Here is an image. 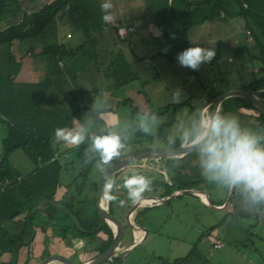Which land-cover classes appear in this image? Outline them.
I'll return each instance as SVG.
<instances>
[{"label":"rangeland","instance_id":"obj_1","mask_svg":"<svg viewBox=\"0 0 264 264\" xmlns=\"http://www.w3.org/2000/svg\"><path fill=\"white\" fill-rule=\"evenodd\" d=\"M51 1L20 0L19 8L12 15L0 19V29L19 22L24 12L38 10ZM168 4L169 0H116L114 13L118 26L106 27L95 33L76 57L67 63L73 67L74 73L67 74L64 79V94L84 91L90 106L110 107L114 110L103 115L105 130L121 135L127 145L122 155L146 148L167 149L169 139L176 138L179 134L180 125H188L193 121L196 108L202 107L212 96L250 83L258 76L257 70L263 66L264 34L252 22L248 27L246 19L238 12H233V7L222 15L185 28L170 19ZM148 12L151 13L150 16ZM61 16L52 19L41 34L14 42L12 51L23 54L24 57L18 82L34 83L44 78L46 60L40 56L43 47L55 44L77 47L84 43L85 36L79 18L68 14ZM128 26H132L133 31H128ZM119 28L125 29L123 35ZM220 41L231 46H248L249 53L234 55L221 49V59L218 62L202 64L199 70L181 67L177 61L172 62L165 57L175 60L178 53L194 46L214 47L216 50ZM8 47L3 45L0 48V75L9 68ZM28 52L32 55H28ZM119 54L124 55L132 69L139 73L140 80L115 87L110 62L114 55ZM177 88L183 94L179 104L172 101L173 91ZM125 99L132 100L134 107L124 104ZM136 107L139 110H135ZM145 113L158 117L157 124L152 125L151 134L139 130L140 118ZM80 124L82 123L76 118L71 121L69 128ZM162 125L169 127L163 130ZM85 127L88 129V137L78 148L62 142L58 144L60 152L65 151L74 162L69 165L68 173L62 176L63 186L59 193L67 189L79 202L96 195L92 183H99L104 173L95 167L98 154L90 151V137L99 135L100 124L93 123ZM162 130L163 137L156 138ZM5 132L6 126L0 122V154L4 149ZM65 154L63 160L67 164L70 159ZM11 159L23 174L29 173V169L35 167L22 150L15 151ZM176 165H179L178 176L183 180H204L199 173L194 154ZM132 173L143 174L152 179L151 191L145 193L165 191L172 184L171 178L174 176L171 173L167 178L166 174H154L145 169L126 171L117 180L121 187L114 192L117 199L112 201L113 215L122 216L130 204L122 187V178ZM203 184L207 182L201 185ZM214 187L215 185L211 186ZM221 194L222 192L218 196ZM225 197L223 192L218 200L221 202ZM120 201L124 203L121 204ZM80 204L81 207L82 203ZM91 204L93 202L90 200V206ZM146 207L140 209L142 215L138 218V223L151 231L150 237L136 245L135 249H128L121 255L124 264H161L160 258L174 263L176 259L187 256L195 245L199 246L211 263L196 261L191 264H264V241L258 240L254 234L255 230L264 234V223L255 218H243L239 221L227 215V212L206 208L193 194H184L171 201ZM34 217L35 224L44 223L40 210L35 212ZM122 223L125 225L124 221ZM257 225L258 228L253 229ZM210 229L211 232L206 233ZM250 230L254 236L247 234ZM132 233L130 231L126 240L132 239ZM218 240L224 242L220 249L213 246Z\"/></svg>","mask_w":264,"mask_h":264},{"label":"trees","instance_id":"obj_2","mask_svg":"<svg viewBox=\"0 0 264 264\" xmlns=\"http://www.w3.org/2000/svg\"><path fill=\"white\" fill-rule=\"evenodd\" d=\"M165 1L168 2V0ZM19 2L20 0H0V19L19 8ZM100 4L99 0H52L38 10L24 12L19 22L0 29V46L11 47L16 40L41 34L56 16L62 17L61 14H68L79 18L85 36L84 43L77 47H68L65 44L43 47L40 56L46 60V72L40 82L17 81L20 63L15 61L12 52L9 54V70L0 75V122L6 126L4 149L0 154V255L32 242L36 238L37 229L46 230L48 224L58 223L59 214L72 221L71 226L61 225L62 238L105 236L99 248L100 252L106 250L114 239L111 226L103 222V217L98 210L92 218H83L73 205L67 204L65 199L56 197L63 186V174L68 173L69 165L74 162L72 160L66 164L63 160L65 151L60 152L58 145L60 142L56 144L55 130L70 127L71 121L78 118L85 126L99 123L98 134H106L108 130H105L103 115L114 111L110 107L99 109L90 106L84 91H71L67 95L64 94V84H66L64 79L67 74L74 73L73 67L67 65L69 60L76 57L95 33L111 27L102 22L103 13ZM168 5H170L167 10L170 19L179 22L185 28H191L222 15L233 7V12H238L246 19L248 27L252 22L264 34V0H169ZM221 49L228 50L234 55L249 53L248 46H231L220 41L215 50V58L208 64L216 63L221 59ZM263 51L264 47H262ZM165 57L169 61H177V59ZM262 62L263 66L256 72L258 76H255L250 83L241 85L239 89L260 91L257 96L264 105V52ZM110 64L113 68L115 87H122L140 80L139 73L132 69L124 55H114ZM215 96H212L208 102ZM123 103L132 105L133 101L126 99ZM208 107L211 110L213 108L212 105ZM135 110H139V107ZM220 110L237 116L243 126L264 135V111L250 99L243 96L228 97L221 103ZM161 127L164 130L166 125ZM163 130L156 138L163 137ZM179 146L181 145L177 140L176 148ZM167 148L171 149L169 145ZM17 150H22L34 163L35 169L32 172L23 174L15 166L11 158ZM191 155L188 153L186 158ZM169 165L172 167L174 176L171 178L172 184L166 187L165 191L168 193L206 183L205 180L185 181L178 176L179 165L173 161L169 162ZM80 174L82 175L81 171ZM92 187L94 191H97L98 182H93ZM109 204L110 213L113 214L112 201ZM242 207L240 197L237 195V201L234 207L227 211V215L239 221L243 218L256 219L259 216V214L249 215L242 212ZM38 210L41 211L45 221L40 225L34 222L35 212ZM141 215L140 211L138 218ZM247 234L254 236L251 230ZM160 261L161 264H191L196 261L211 263L198 245H195L187 256L176 259L174 263H170L165 258H160Z\"/></svg>","mask_w":264,"mask_h":264},{"label":"clouds","instance_id":"obj_3","mask_svg":"<svg viewBox=\"0 0 264 264\" xmlns=\"http://www.w3.org/2000/svg\"><path fill=\"white\" fill-rule=\"evenodd\" d=\"M102 22L117 27L112 0H103L100 4ZM121 35L125 29L119 28ZM216 56L215 48L194 46L178 53L176 59L181 67L199 70L200 66L210 63ZM182 90L173 91L172 101L182 102ZM155 114L145 113L140 118L139 130L152 133V125L157 124ZM88 137L84 124L71 128H57L55 140L67 146L79 147ZM90 151L98 154L95 167L104 171L111 168L120 159L127 145L119 133L108 131L106 134L90 137ZM126 139V137L124 138ZM177 140L184 152L194 154L197 167L203 179L224 192H235L242 204V212L249 215H264V135L242 125L235 115L223 113L219 108L212 111L203 106L194 110V119L188 124H181L179 136L171 138L168 145L176 148ZM122 187L132 203L140 202L144 193L151 191L152 179L138 173L122 178ZM121 185L114 179H107L102 196L105 201H114V192ZM121 204L124 201H120Z\"/></svg>","mask_w":264,"mask_h":264},{"label":"crops","instance_id":"obj_4","mask_svg":"<svg viewBox=\"0 0 264 264\" xmlns=\"http://www.w3.org/2000/svg\"><path fill=\"white\" fill-rule=\"evenodd\" d=\"M115 1L116 0H112V3L114 5H115ZM99 2L102 3L103 0H99ZM14 11L9 12L7 15H12L14 13ZM147 14H149V16L151 15L150 12H148ZM21 18H22V16H21ZM129 27L132 28V26H128V28H127L128 31H133V28H132V30H129ZM12 46L8 47V48L10 49V52H12L15 55V61L20 63V70H19L18 75H17V79H18L20 73L22 72L21 71L22 59L24 57H23V54H21V55L15 54L11 49ZM0 48H1V46H0ZM9 54L10 53H8L7 58H9ZM27 54L29 55L30 53L28 52ZM30 55H32V54H30ZM8 62H9V59H8ZM8 70H9V68L7 69V71ZM209 103L210 102H207L203 106H207ZM102 108L103 107H100L99 109H102ZM168 127L169 126H167V128ZM167 128H165V130ZM178 136H179V134L177 135V137ZM56 144H58V142ZM59 149H60V147H59ZM145 150H147V148L146 149H140V150H137L135 152H130L128 154L122 155L120 157V159L127 157V156H130L134 153L145 151ZM67 155L68 154H66L65 157H68V159H70L69 161H67L68 163H70L72 160ZM163 159H165V160L163 161ZM184 159H186V155L176 156V157H160V158H158L156 156H151L148 158H143V159H141L135 163H132L130 165L123 167L122 169L118 170L116 173L111 175L109 178L117 181L118 178H120L121 175L123 173H125L126 171H128V170L138 171V169L139 170L145 169L148 172L154 173V174H156V173H160L161 175L166 174L167 178H168L169 175L171 173H173L172 167L169 165V162L173 161L175 164H179V163L183 162ZM34 169H35V167L30 168L29 170H31L30 172H32ZM104 186H105V184H104ZM104 186H103L102 191H101V199L103 200V203L106 205L105 200L103 199V196H102ZM200 186L208 188L213 192L215 199H216V203L218 205H223L227 201L228 192H225V196L227 198L225 197L224 200L220 202L218 199L223 194L224 191L217 189L216 186L214 188H211V186H214V185H210L209 183L203 184ZM95 192H96V195L93 198L88 199L89 201L85 200V199H82L80 202L77 201L76 198L74 197V195L72 193H70L69 190H67V189H63L61 193H59V191H58L56 197H57V199H62V200L66 199L64 201L67 204H70L73 206H75L77 203V205L75 207L78 208V212L80 213V216L83 218H92L95 215L96 211L97 210L99 211L98 191H95ZM221 192H222V194L218 196V194H220ZM193 195L206 208L214 209V208L209 206L207 201L202 196H199L196 194H193ZM90 200L93 202V204H91V206H90ZM106 202L108 203V208L110 209V206H109L110 201H106ZM80 203H82L81 207H80V205H81ZM220 203H222V204H220ZM131 204H132V202L130 201V204L122 213V216H119V215L118 216L114 215V216H116L119 220L124 221L127 218L128 211H129ZM147 205H149V204H147ZM75 210H76V208H75ZM256 219L260 223H264V215L259 214V216ZM39 222H40V220H39ZM44 223H45V221H44ZM40 224H42V223H39V225ZM61 225L71 226L72 221L69 218L64 217L62 214H59L58 215V223L52 224V225L48 224L46 230H43V229L40 230L42 232L37 231L36 232L37 233L36 238L32 242L25 243L23 246L19 247L18 249H15V250H12L10 252H6L4 254H1L0 255V264L5 263V262H10V263L15 262V264H39L41 261H43L44 259H46L50 255H52L54 253H60V252L66 253L68 256L73 258L79 264H88L91 261H93L96 257H98V255L100 253H102L99 251V248H100V245L102 244V241L105 239V236L97 235L94 238H90L87 236L74 238V237L68 236L66 238H62L61 237ZM254 228L257 229L258 225L253 226V229ZM112 231H113V228H112ZM130 231H133L132 239L130 241H128V240H126V238H127V235L130 233ZM150 234H151V231L147 227L143 226L142 224H139L138 221H136V228L129 230L126 233V235L124 236V238L122 239V241H121V247L122 248L120 249V251H118L113 256V258L111 260H109V262H107L106 264H124L125 262L122 261L121 255L124 254V252L126 250L133 249L134 247H137L136 245H139V244L145 242L150 237ZM254 234L258 240L264 241V234H260L256 230L254 231ZM215 243L216 244L222 243V247L224 246V242H222L220 240L215 241L213 243V246ZM222 247H220V248H222ZM53 264H63V262L60 260H56V261H54Z\"/></svg>","mask_w":264,"mask_h":264},{"label":"water","instance_id":"obj_5","mask_svg":"<svg viewBox=\"0 0 264 264\" xmlns=\"http://www.w3.org/2000/svg\"><path fill=\"white\" fill-rule=\"evenodd\" d=\"M259 92L260 91H251L248 89H238V88L237 89H230L224 93H221V94L215 96L207 106L212 105L213 106L212 111H215L217 108L220 109V105L224 99L231 97V96H243V97L250 99L258 108H260L261 110L264 111V105L259 101L258 96H257V94ZM179 147H182V145ZM179 147L173 148V149L145 150V151L134 153L130 156H127V157H124V158L117 160L114 163L113 167L107 168L104 171V173L102 174V176L99 180L98 189H97L99 205L102 202L101 201L102 200L101 199L102 188H103L106 180L111 175H113L118 170L122 169L123 167L130 165L132 163H135V162H137L143 158H148L151 156H156L158 158H160V157H176V156H184V155L188 154L187 152H184ZM184 194H196V195H199L202 197H203V195H205V196H207L206 201L209 204V206L218 210V211H222V212L230 211L234 207V205L237 201V194L235 192H230V193H228L227 201L223 205H218L216 203V199H215L214 194L212 192H210L207 188L202 187V186H195V187H190V188L178 189L172 193H168L166 191H154V192L144 193L143 199L146 197H153V198L159 197L160 199H162V201H160V202H155V203L150 204V205H155L157 203L159 204V203L171 201V200H173V199H175L181 195H184ZM143 199L140 202L131 204L129 211H128L127 218L124 220L125 225L119 231H117L116 229H114V227H112L110 221L108 220V217H113L119 222H121V220H119L116 216L111 214L109 209H106L103 211L99 209V212L101 213V215L103 217V222H107L113 228L114 239H113L111 245L106 250H104L102 253H100L98 255V257H96L93 261H91L88 264H106L117 253V252H115V250L117 248H119V249L122 248L121 247L122 239L124 238V236L126 235V233L129 230L136 228V221H137L140 209L142 207L147 206V204L142 203ZM56 260L62 261L63 264H79L73 258L68 256L66 253H62V252L54 253V254L50 255L49 257H47L46 259L41 261L39 264H53L54 261H56Z\"/></svg>","mask_w":264,"mask_h":264},{"label":"bare ground","instance_id":"obj_6","mask_svg":"<svg viewBox=\"0 0 264 264\" xmlns=\"http://www.w3.org/2000/svg\"><path fill=\"white\" fill-rule=\"evenodd\" d=\"M203 198L206 200L207 199V196L203 195ZM160 201H162V199H160L159 197L158 198L146 197V198L143 199L142 203L143 204H149L150 205L151 203L160 202ZM102 207L104 208V210H106V207H105V204L104 203L102 204ZM108 220L110 221V223L114 227V229H116L117 231H119V230L122 229L123 224L121 222L117 221L115 218L108 217ZM118 251H120L119 248H117L115 250V252H118Z\"/></svg>","mask_w":264,"mask_h":264},{"label":"built area","instance_id":"obj_7","mask_svg":"<svg viewBox=\"0 0 264 264\" xmlns=\"http://www.w3.org/2000/svg\"><path fill=\"white\" fill-rule=\"evenodd\" d=\"M129 30H132V28L129 27ZM101 201H102V202H101V204L99 205V209L103 211V210H104V208L102 207L103 200H101ZM106 204H107L106 209H109V208H108V203H107V202H106ZM214 247H215V248H220V247H222V243H217V244L214 245Z\"/></svg>","mask_w":264,"mask_h":264}]
</instances>
